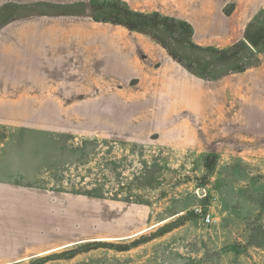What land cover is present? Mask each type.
<instances>
[{
	"label": "rangeland",
	"instance_id": "rangeland-1",
	"mask_svg": "<svg viewBox=\"0 0 264 264\" xmlns=\"http://www.w3.org/2000/svg\"><path fill=\"white\" fill-rule=\"evenodd\" d=\"M6 1L49 5L19 10L0 32V264H264V141L250 139L262 137L251 92L236 103L252 129L236 148L195 149L184 83L155 80L160 45L94 20L92 0ZM74 27L77 44L54 33Z\"/></svg>",
	"mask_w": 264,
	"mask_h": 264
},
{
	"label": "crops",
	"instance_id": "crops-1",
	"mask_svg": "<svg viewBox=\"0 0 264 264\" xmlns=\"http://www.w3.org/2000/svg\"><path fill=\"white\" fill-rule=\"evenodd\" d=\"M133 9L153 12L160 11L163 14L173 16L178 19H182L190 22L194 26V41L200 45H213L220 48H226L235 42L244 38L245 30L250 20L255 14L264 8H257L255 6L262 3V0H236L234 11L228 15L224 9L233 0H124ZM7 2H3L1 5ZM33 16V15H32ZM18 19V18H17ZM17 19L12 20L0 28V32L5 27L15 22ZM129 32L134 33L136 31ZM56 37L69 38L72 43H79L80 38L78 31L75 27L71 29H59L54 31ZM143 36V41H147L148 35L137 32ZM42 34L49 37L50 32L42 31ZM91 35L98 36V32L92 31ZM149 37V36H148ZM92 38V37H91ZM152 42L157 43L149 37ZM54 49L57 51L60 48V42L58 40L53 41ZM108 43L106 42V45ZM160 45L159 43H157ZM161 46V45H160ZM164 54L160 55L161 66L156 81H166L170 89L179 81L182 80L186 87V92L181 95V101H185L187 105L188 115V132L187 136L192 137L194 142H197L194 148L202 150H226L236 148L231 145L242 140L244 136V127L248 132H251V128L248 126V121H244L241 112H237L236 108L241 105H237V101L242 96L240 89L250 93L244 97L254 100L257 103V108L251 107V115L257 120L259 130H255L253 133L262 135L256 140L258 143L264 141V70L260 68L263 66V62L257 66L249 68L241 73L228 74L222 78L212 81L196 77L193 74L186 73L178 67V62L175 61L166 51L164 47ZM59 54L55 53L52 57L59 59ZM76 59V57H75ZM44 61V60H43ZM125 62V61H124ZM180 66V65H179ZM184 68V67H183ZM38 70V69H37ZM56 69H51L50 66L46 67V74L49 77H58ZM124 73L129 70L126 66L123 67ZM55 71V72H54ZM252 73H249L251 72ZM109 72V71H107ZM247 73L249 75H247ZM82 77V72L79 73ZM77 74V75H79ZM140 79L142 74L134 72ZM76 74L74 76H77ZM129 74L128 76H130ZM34 78H40V73L31 74ZM45 74L42 77H47ZM181 77V78H180ZM59 78V77H58ZM78 77H75L77 79ZM242 79V83L240 82ZM185 79V80H184ZM35 86L46 85L38 82L33 83ZM167 89V87H165ZM254 92V93H253ZM176 98H179L178 93H175ZM248 96V97H247ZM226 108L230 109V114H226ZM223 112V113H222ZM193 120V121H192ZM197 124L202 128L201 132L191 129V125ZM192 125V126H193ZM224 143V144H223ZM221 154H224L221 152ZM231 154V153H230ZM227 154V155H230ZM226 155V154H225ZM125 237H129L128 235ZM74 242V241H73ZM72 243V242H71Z\"/></svg>",
	"mask_w": 264,
	"mask_h": 264
},
{
	"label": "trees",
	"instance_id": "trees-1",
	"mask_svg": "<svg viewBox=\"0 0 264 264\" xmlns=\"http://www.w3.org/2000/svg\"><path fill=\"white\" fill-rule=\"evenodd\" d=\"M235 1L233 0L225 7L226 14L230 15L234 11ZM48 3L46 1L30 4L4 3L0 6V28L8 22L20 18L19 10L29 9L30 14H34L31 9L49 5ZM76 4L77 6L84 5ZM90 7L94 20L122 25L128 30L148 35L164 47L175 61L202 79L215 80L228 74L241 73L249 68L259 66L264 61V9L259 10L250 20L244 38L226 48H220L213 45L197 44L194 41V26L190 22L163 14L160 11L135 10L124 0H92ZM10 9L15 10V13L9 16ZM211 158L212 161L208 167H211L217 160L215 155ZM170 230L165 225L161 228L160 235ZM95 245L98 246L100 243H88L81 249H72L67 258H73L80 251H90ZM128 249L129 247L121 248V250Z\"/></svg>",
	"mask_w": 264,
	"mask_h": 264
},
{
	"label": "built area",
	"instance_id": "built-area-1",
	"mask_svg": "<svg viewBox=\"0 0 264 264\" xmlns=\"http://www.w3.org/2000/svg\"><path fill=\"white\" fill-rule=\"evenodd\" d=\"M205 220H206V221H210V220H211L210 213H208V214L206 215Z\"/></svg>",
	"mask_w": 264,
	"mask_h": 264
}]
</instances>
